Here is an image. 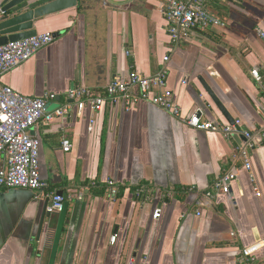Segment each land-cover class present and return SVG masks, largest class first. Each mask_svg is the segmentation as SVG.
I'll return each instance as SVG.
<instances>
[{
  "label": "crops",
  "instance_id": "crops-1",
  "mask_svg": "<svg viewBox=\"0 0 264 264\" xmlns=\"http://www.w3.org/2000/svg\"><path fill=\"white\" fill-rule=\"evenodd\" d=\"M239 2L211 4L226 27L198 32L179 48L161 0H78L36 24L54 41L0 85L33 98L55 94L53 111L72 103L73 87L103 92L115 77L151 76L166 66L181 117L148 102L129 110L107 103L100 112L75 110L37 124L31 134L40 141L48 187L0 190V264H264V245L244 258L264 241V139L251 151L250 173L237 159L241 134L239 142L227 140L184 122L198 112L202 120L230 124L208 87L241 131L264 129V42L257 34L264 31V5ZM63 139L72 143L69 153ZM6 166L2 156L0 171ZM231 170L237 173L231 193L206 198ZM60 191L65 210L47 211L39 234L46 200L49 207L48 196Z\"/></svg>",
  "mask_w": 264,
  "mask_h": 264
},
{
  "label": "built area",
  "instance_id": "built-area-1",
  "mask_svg": "<svg viewBox=\"0 0 264 264\" xmlns=\"http://www.w3.org/2000/svg\"><path fill=\"white\" fill-rule=\"evenodd\" d=\"M218 0H161V11L168 22V31L172 44L179 48L183 43L192 40L198 32L205 33L212 28H225L226 22L211 11V4ZM240 3L241 0H231ZM264 5V0H248ZM258 36L264 42V31L259 29ZM51 33L37 34L32 38L21 41L0 44V78L12 69L28 62L41 49L54 41ZM169 57L164 58L168 62ZM256 81H261L257 69L251 71ZM168 69L163 67L151 76H144L136 71H131L125 77H115L103 92H94L85 87H73L68 91V99L72 102L62 107L49 111V106L57 100L55 94H46L41 98L28 97L14 91L8 86L0 85V158L6 156L7 166L0 171V190L26 189L39 191L48 185L42 181L40 175V141L31 134L32 129L39 123H50L57 118L72 117L74 111L82 112L90 108L100 112L107 103L123 106L129 110L139 102H148L173 116L180 118L181 113L175 105L173 91L167 83ZM187 126L198 131L217 132L227 140L235 135H242L240 146H237V159L243 168L252 173L251 151L255 150L264 139V129L258 133L249 130L239 131L240 122L234 124L216 125L202 120V116L195 112L184 121ZM62 149L69 153L72 143L63 139ZM252 179L254 180V176ZM237 180L235 170L225 172L216 181L211 190L205 195L213 199L220 194L229 195L233 183ZM112 198L118 195V188L114 181L106 183ZM136 197L141 198L142 190L136 192ZM48 198L51 202L47 211L49 214L62 213L65 210L66 197L57 192L51 193ZM83 197L80 196V199ZM162 210L157 209L154 218L159 219ZM117 236L111 238L115 243ZM264 245L260 242L256 247L246 249L244 258L250 259L255 254V248Z\"/></svg>",
  "mask_w": 264,
  "mask_h": 264
},
{
  "label": "water",
  "instance_id": "water-1",
  "mask_svg": "<svg viewBox=\"0 0 264 264\" xmlns=\"http://www.w3.org/2000/svg\"><path fill=\"white\" fill-rule=\"evenodd\" d=\"M77 4L78 0H0V44L21 41L36 36L38 34L35 29L36 24L51 14L76 7ZM205 89L229 123L234 124L235 121L213 92L208 87H205ZM239 131H241L240 128ZM234 139L239 142L238 136H235ZM57 193L64 195L62 191ZM48 204L49 199L45 203V212L42 216L39 234L43 229Z\"/></svg>",
  "mask_w": 264,
  "mask_h": 264
},
{
  "label": "trees",
  "instance_id": "trees-1",
  "mask_svg": "<svg viewBox=\"0 0 264 264\" xmlns=\"http://www.w3.org/2000/svg\"><path fill=\"white\" fill-rule=\"evenodd\" d=\"M217 2V1H216ZM213 12V11H212ZM214 13V12H213Z\"/></svg>",
  "mask_w": 264,
  "mask_h": 264
}]
</instances>
